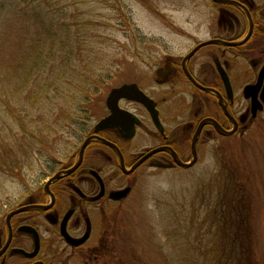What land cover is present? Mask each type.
<instances>
[{
  "label": "rangeland",
  "instance_id": "374dc122",
  "mask_svg": "<svg viewBox=\"0 0 264 264\" xmlns=\"http://www.w3.org/2000/svg\"><path fill=\"white\" fill-rule=\"evenodd\" d=\"M14 1L25 9L38 8L43 13L37 19L53 22L59 33L69 31L76 48L73 72L82 84L71 87L68 98L56 96L53 90L36 102L33 95L20 93L17 101L0 89V236L6 213L35 200L47 176L73 159L93 123L106 113L109 90L135 82L152 92L158 56L184 54L208 36L207 27L217 10L211 0H0V23L8 18V3ZM29 10L24 13V37L40 24ZM0 25L1 36L9 20ZM11 65L0 61L1 67ZM63 79L77 81L70 74ZM95 79L104 83L97 82L96 87ZM11 80H5V86ZM243 84L242 78L234 82L237 105L244 103ZM183 88L182 95L189 97L187 85ZM142 137L135 141L153 143ZM214 137L200 140L198 160L190 168L144 164L129 178L133 186L128 196L110 204L106 218L87 208L93 216L94 211L98 214L87 245L93 254L78 253L74 264H211L217 255L212 207L224 177L237 172L248 187L254 251L259 264H264V113L235 135ZM189 157L188 144L183 159ZM94 164L110 173L111 166L104 162ZM121 183L115 179L109 189ZM24 216L46 235L45 218L35 211Z\"/></svg>",
  "mask_w": 264,
  "mask_h": 264
},
{
  "label": "flooded vegetation",
  "instance_id": "af4514ba",
  "mask_svg": "<svg viewBox=\"0 0 264 264\" xmlns=\"http://www.w3.org/2000/svg\"><path fill=\"white\" fill-rule=\"evenodd\" d=\"M231 1L234 2L212 1L217 10L212 13L207 27L208 36L197 40L184 54L163 53L158 56L160 62L153 70L152 92L146 91L136 83L153 102L155 114H150L143 103L120 98L119 107L130 112L135 119L131 128H128L126 116L120 120L121 125L98 131L94 130L97 122L93 123L89 133L81 141L82 143L88 136H95L86 146L80 166L74 172L63 175L48 185L54 197L51 207L46 210L28 209L11 215V236L8 245L3 249L9 234L6 215L24 203L6 213L1 225L0 264H74L78 253L85 254L84 257L87 254L92 255L87 245L97 228V213L106 218L109 205L118 204L128 196L133 186L129 178L144 164L172 165L170 153L162 150L147 157L132 172H126L120 164L117 149L126 170L149 150L162 145L170 146L178 158L185 160L183 151L189 144L191 155V139L202 120L211 119L203 124L198 134L197 156L199 142L203 137H230L245 129L264 113V0ZM223 75L228 80V86L225 85ZM241 78L244 81V103L237 105L234 103V82ZM183 84L187 85L185 91L190 93L189 97L182 95ZM247 85L253 88L248 92V96H245L244 88ZM254 98L260 106L257 107L255 115L252 112ZM105 110L103 117L109 114L108 109ZM213 121L220 128L234 132L226 136L219 134ZM173 130L175 132H172ZM140 134H143L142 138L153 140V143L148 145L135 141ZM100 138L112 143L116 148ZM79 148L73 159L55 172L72 165ZM96 161L111 166L110 173L104 171L102 166L94 164ZM93 171L97 175H94ZM49 178L50 176H47L45 182ZM115 179H121L122 183L119 187L109 189L110 182ZM59 182L63 184L60 185ZM44 184L38 197L27 203L43 205L49 202L50 196L44 190ZM126 187L129 191L125 197L114 199L110 196L112 191ZM87 208H93L97 213L94 211L93 216ZM69 210H72V213L65 224L64 233L73 239H81L88 234L78 245L70 242L61 231V221ZM27 211H35L39 217L45 218L48 227L43 231L46 235L40 232L38 224L27 220L24 216ZM24 225L34 227L38 233L39 250L33 257L19 251L30 252L34 246L32 234L19 230ZM97 252L98 248L94 255Z\"/></svg>",
  "mask_w": 264,
  "mask_h": 264
},
{
  "label": "trees",
  "instance_id": "16d2710c",
  "mask_svg": "<svg viewBox=\"0 0 264 264\" xmlns=\"http://www.w3.org/2000/svg\"><path fill=\"white\" fill-rule=\"evenodd\" d=\"M8 8V18L0 23L5 26V22L9 20L8 30L0 36V61H10L14 66H0V89L9 91L17 101H21L20 93L21 97L24 93L33 95L36 98L33 102H36L53 90L56 96L68 98L71 87L81 83L80 77L73 72L76 48L69 37V31L62 29V33H59L54 29L53 22L45 24L39 21L37 16L43 12L35 6L30 7V11L14 1L8 3ZM28 10L36 15L35 21L40 24L30 37H24V13ZM69 74L74 75L77 81L63 79ZM39 75L47 78L44 81L35 80ZM9 78L12 79L11 83L5 86L4 81ZM97 82L104 83L95 79L94 84ZM63 103L70 105L67 100ZM18 122L24 128V121L19 119ZM14 140L17 141L18 137ZM220 189L218 200L212 207V237L216 240L217 255L211 264H259L250 226V196L247 185L238 179L237 172V175L227 174Z\"/></svg>",
  "mask_w": 264,
  "mask_h": 264
},
{
  "label": "water",
  "instance_id": "95a60500",
  "mask_svg": "<svg viewBox=\"0 0 264 264\" xmlns=\"http://www.w3.org/2000/svg\"><path fill=\"white\" fill-rule=\"evenodd\" d=\"M212 1H225V0H212ZM229 1L230 2H234V1H231V0H229ZM231 44H236V42H231ZM191 80L194 82V80L192 78H191ZM223 80L225 82V85L228 86V80H227V78H226L225 75H223ZM251 88H253V87L250 86V85L245 86V88H244V94H245V96H248V92L250 91ZM120 98H129V99H132L134 101H138L140 103H143L146 106V108L149 110L150 114H152V115L155 114V110H154V107H153V102L151 101V99L143 91H141L137 87L136 83H134V82H132V83H124V84H121L119 86L112 87L109 90V92H108V94H107V96L105 98V105H106V107H107V109L109 111V114L106 115V116H104V117H102L95 124V128H94L95 131H98L99 129L106 128V127H113V126L121 125L122 123L120 122V120L123 118V116L124 117L126 116L127 122H128V128L129 129L131 128V126L133 124V121L135 119H134L133 115L130 112L125 111V110H122L119 107L118 101H119ZM254 102L255 103H253L252 112L255 115L256 110H257V107L260 108V106L258 104V101H256V98H254ZM206 121H211V119H208L207 118V119L202 120L198 124V126L196 128V131L194 132V134L192 136L191 146H190L191 156H190V158L187 161H183L180 158H178L177 155H176V153H175V151L170 146H168V145H162V146L154 147L151 150H149L140 159H138L128 170H126L124 168V165H123L122 156H121V154L119 153V151L117 149L118 155L120 157V164L122 166V169L124 171H126V172H132L147 157H149L150 155H152V154H154V153H156L158 151H162V150L168 151L170 153V156L172 158V161L174 162L175 165H177L179 167H182V168H190V167H192L197 162V160H198L197 152H196V141H197V137H198V134H199V132H200L203 124ZM155 122H156V120H155ZM213 124H214V127H215L216 131L219 134H221V135L226 136V135H230L231 133L234 132V130H224V129L220 128L216 124V122H214V121H213ZM94 137L95 136H88V137H86L83 140V142L80 145L77 158H76L75 162L71 166L55 172L46 181V183L44 184V190L46 192H48V194L50 196V200H49L48 203L43 204V205L42 204H38V203H28V204H24L23 206H20L19 208L15 209L12 212H9L6 215V223L8 225L9 234H8V240H7V242H6V244H5V246H4L3 249H5V247L8 245L9 239H10V236H11L10 226H9V218H10V216L13 215L14 213H17V212H20V211H25V210H28V209H45L46 210L49 207H51L54 197L50 193L49 188H48V185L53 180L59 179L63 175H68V174L74 172L80 166V164L82 162L83 152H84L86 146L88 145V143L90 142V140H92ZM100 139L102 141H104L105 143H108V144H111L112 145V143H110V142H108V141H106V140H104L102 138H100ZM112 146H114V145H112ZM93 174L94 175H97V173L94 172V171H93ZM128 191H129V188L126 187V188H123V189H120V190L112 191L110 193V196L112 198H114V199H121V198H123V197H125L127 195ZM71 213H72V210L67 211L65 213L62 221H61V231L63 233H64L65 224H66L68 218L71 216ZM19 230L32 234V236L34 238V246H33L32 251H30V252L25 251V250H19V251L22 252V253H24V255H26L28 257L35 256L37 254L38 250H39V237H38V233H37L36 229L34 227L30 226V225H24V226H21L19 228ZM65 236H66V238L70 242H72L75 245H78V244L82 243L87 238L88 234L86 233L81 239H73V238L69 237L66 234H65Z\"/></svg>",
  "mask_w": 264,
  "mask_h": 264
}]
</instances>
